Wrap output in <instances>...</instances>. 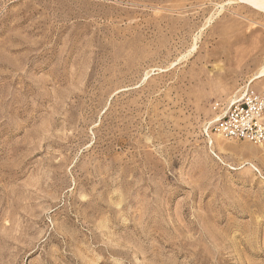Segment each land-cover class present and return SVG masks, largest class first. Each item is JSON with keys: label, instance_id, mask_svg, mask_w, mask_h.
Instances as JSON below:
<instances>
[{"label": "rangeland", "instance_id": "obj_1", "mask_svg": "<svg viewBox=\"0 0 264 264\" xmlns=\"http://www.w3.org/2000/svg\"><path fill=\"white\" fill-rule=\"evenodd\" d=\"M260 1L0 0V264H264Z\"/></svg>", "mask_w": 264, "mask_h": 264}, {"label": "built area", "instance_id": "obj_2", "mask_svg": "<svg viewBox=\"0 0 264 264\" xmlns=\"http://www.w3.org/2000/svg\"><path fill=\"white\" fill-rule=\"evenodd\" d=\"M220 109V105L215 107ZM213 130L229 140L264 144V84L257 89L251 84L237 98L219 110Z\"/></svg>", "mask_w": 264, "mask_h": 264}, {"label": "bare ground", "instance_id": "obj_3", "mask_svg": "<svg viewBox=\"0 0 264 264\" xmlns=\"http://www.w3.org/2000/svg\"><path fill=\"white\" fill-rule=\"evenodd\" d=\"M251 4L256 9H258L259 11H262L264 13V0H261L260 2H251ZM262 79H264V64H262L261 67L258 69V71L255 73L253 79H251V81H250V84L252 85L253 83L258 82V81H261ZM231 102H232V100H231ZM218 144L221 145L222 143L219 141ZM243 150H241V151L247 152V153L255 156L256 158H259L258 155H261L262 157L264 156V151H260L258 147H255L253 145L252 146L249 145V144L244 145ZM250 166L253 169H255L256 171H258V169L254 165L251 164Z\"/></svg>", "mask_w": 264, "mask_h": 264}]
</instances>
